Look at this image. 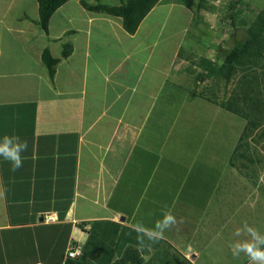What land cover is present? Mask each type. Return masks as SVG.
Here are the masks:
<instances>
[{"label": "crops", "instance_id": "0c3cea01", "mask_svg": "<svg viewBox=\"0 0 264 264\" xmlns=\"http://www.w3.org/2000/svg\"><path fill=\"white\" fill-rule=\"evenodd\" d=\"M166 6L159 0L130 34L119 16L67 0L45 31L37 0H0V138L28 142L17 171L0 157V264H9L10 242L23 244L7 239L13 230L45 243L63 224L70 229L61 264H249L243 254L234 259L229 245L246 238L233 236L244 223L262 229L257 199L225 210L220 155L213 160L205 138L187 148L189 124H178L189 118L186 107L169 120L166 95L158 105L182 33L168 28ZM44 49L57 58L52 77ZM196 164L214 172L203 190L187 183ZM164 212L177 223L140 248L132 226L152 228ZM75 245L82 254L68 256Z\"/></svg>", "mask_w": 264, "mask_h": 264}, {"label": "rangeland", "instance_id": "374dc122", "mask_svg": "<svg viewBox=\"0 0 264 264\" xmlns=\"http://www.w3.org/2000/svg\"><path fill=\"white\" fill-rule=\"evenodd\" d=\"M82 1L93 5L114 6L124 0ZM231 1L233 0H161V3L167 4L166 11L171 12L168 28L176 24L175 32L182 27V33L176 48L170 52L174 57L167 75L163 77L167 85L158 105L162 104L166 95V105L174 112L169 120L172 115L175 118L178 110L186 107L189 118L181 116L178 124H189L188 133L192 135L188 134L187 148L192 151L197 141L205 138V145H209L208 149L213 151V160L220 155L216 163L222 171L219 186H223L220 193L225 201V210L233 209L232 206L240 201L246 202L248 208H251V202L257 199L258 214L262 216L260 232L264 234V138L259 136L264 114L259 116L248 107L243 114H238L224 107L223 104L230 101L235 91H239L240 83L237 79L243 70L239 69L229 82H225L216 70L232 45L230 36L235 34V38L240 37L241 31L264 8V0H235V7L229 10ZM171 40L174 38L168 37V47ZM165 45L162 39L158 46L163 48ZM253 61H258L257 65L252 64ZM249 63L252 66L248 67L247 72H253L251 70L254 69L260 74L258 87L263 97L264 65L262 69L260 67L264 64V52L260 56L250 57ZM258 120L261 123L253 126V122ZM183 146L185 148L186 144ZM207 174L212 176L214 172L196 164L187 183L196 180L200 185H207ZM204 188L202 186V190ZM158 264L172 262L159 261Z\"/></svg>", "mask_w": 264, "mask_h": 264}, {"label": "trees", "instance_id": "16d2710c", "mask_svg": "<svg viewBox=\"0 0 264 264\" xmlns=\"http://www.w3.org/2000/svg\"><path fill=\"white\" fill-rule=\"evenodd\" d=\"M65 1L67 0H37L39 15L38 24L43 30H47L51 14ZM158 1L159 0H125L114 6L93 5L83 2V5L86 9L91 11L119 16L122 21L123 29L132 34L136 31L143 17ZM235 3V0L229 2V10L235 7ZM229 16H231L230 11ZM229 39L232 45L226 52L222 64H220L216 70L225 82H229L231 78L237 74L239 69L243 71L242 75L238 76L237 79L240 83L239 91H235L230 101L225 102L223 106L238 114H243L245 108L248 107L251 111H255L259 116H262L264 114V96H261L262 93L258 87L260 84L258 82V75L260 74L259 72L256 73L254 69L251 70L253 72L248 73L247 69L252 66L251 63L256 65L258 63V61L249 63V58L260 56L264 52V8L252 23L248 25L245 30L241 31L239 38H235L234 34L230 36ZM69 46L70 44H65L63 47V57H66L70 53ZM42 61L46 65L49 75L52 77L57 58L52 57L50 52L44 49L42 52ZM263 65L264 64H262L260 69L263 68ZM239 104H241V106ZM259 120L258 122H253V126L259 125L261 123ZM259 136L264 138V123L259 132ZM69 229V224H63L62 227H60V225H54L50 230L52 235L48 242H46L47 237L43 240L45 243L37 242L40 240L35 239L36 233L32 231L25 232L21 229L13 230L9 233L7 239L11 238L13 241L15 238L20 237L24 239L23 244L21 243L20 245L21 247H16L14 242L8 244L7 256L11 257V259L9 258L7 262L11 264L15 262L16 259H20L18 260L19 263L32 264L36 262V259L40 258L43 262L48 264H61L63 252L67 244ZM45 251L47 258L44 256ZM80 254H82V252H80L78 256ZM17 256L18 258H16ZM3 263L4 261L2 259V264Z\"/></svg>", "mask_w": 264, "mask_h": 264}, {"label": "clouds", "instance_id": "9594fccd", "mask_svg": "<svg viewBox=\"0 0 264 264\" xmlns=\"http://www.w3.org/2000/svg\"><path fill=\"white\" fill-rule=\"evenodd\" d=\"M28 142L21 139L19 135H9L5 133L0 138V157L8 162L11 171L15 172L23 167L24 158L22 153L27 152ZM177 220L171 212H164L161 218L154 222L152 228L145 227L141 223L132 226V230L137 233L136 240L140 248L145 246V238L152 243L164 239L166 230L171 229ZM234 237H246L244 239L233 240L230 251L234 259H240L241 254L248 260L249 264H264V234L256 227L244 223L233 232Z\"/></svg>", "mask_w": 264, "mask_h": 264}, {"label": "built area", "instance_id": "2783aa9c", "mask_svg": "<svg viewBox=\"0 0 264 264\" xmlns=\"http://www.w3.org/2000/svg\"><path fill=\"white\" fill-rule=\"evenodd\" d=\"M43 218L46 221H54L55 220L53 215H46V216H43ZM80 252H81V246L75 245L74 247L69 248L67 250V255L73 257V256L78 255Z\"/></svg>", "mask_w": 264, "mask_h": 264}]
</instances>
